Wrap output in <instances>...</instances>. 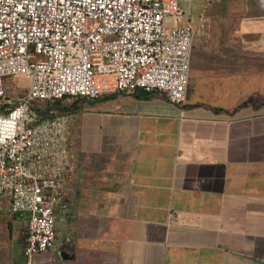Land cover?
Listing matches in <instances>:
<instances>
[{
    "label": "crops",
    "instance_id": "0c3cea01",
    "mask_svg": "<svg viewBox=\"0 0 264 264\" xmlns=\"http://www.w3.org/2000/svg\"><path fill=\"white\" fill-rule=\"evenodd\" d=\"M200 1L185 103L159 92L76 101L62 260L264 264V0ZM109 100L124 111L97 121ZM13 217L0 222V264H25L28 218Z\"/></svg>",
    "mask_w": 264,
    "mask_h": 264
},
{
    "label": "built area",
    "instance_id": "2783aa9c",
    "mask_svg": "<svg viewBox=\"0 0 264 264\" xmlns=\"http://www.w3.org/2000/svg\"><path fill=\"white\" fill-rule=\"evenodd\" d=\"M177 0H0V212L28 215L25 264H51L81 99L159 92L185 103L195 33ZM196 32V30H195ZM26 76L16 101L5 80Z\"/></svg>",
    "mask_w": 264,
    "mask_h": 264
},
{
    "label": "rangeland",
    "instance_id": "374dc122",
    "mask_svg": "<svg viewBox=\"0 0 264 264\" xmlns=\"http://www.w3.org/2000/svg\"><path fill=\"white\" fill-rule=\"evenodd\" d=\"M179 2L183 3L185 7L188 8V12H186L184 14V18L183 21H187V23H189L195 33V30L198 31V29L204 28V26L206 25V20L203 19L201 16V14H196L197 12V8H195L196 6L202 7V6H208V3H201L200 0H178ZM203 8V7H202ZM196 9V11H195ZM195 41V38L193 37V42ZM193 49V44L192 47ZM196 83H193V86H195ZM5 89L7 91V96L12 100V101H16L17 99H19V97L21 95H23L27 89L29 88V84H28V78L26 76H14V77H9L5 80ZM125 98V97H122ZM122 101H125L124 99H118V103H122ZM107 103L104 104V108L100 111V112H95V114L97 115L96 120L100 121V118H98L101 115H104L106 117H108L111 113H116L119 111H124L123 110V105L120 106L121 110H115V109H110L111 105H114V101H106ZM100 104H97L95 106H92L90 109H94L97 111L100 107ZM78 120L79 117H75L74 120H71V138H70V155L71 157L74 156L73 153V148L75 147V141L74 138L75 135H73V130H75V125L78 124ZM73 123V124H72ZM68 194V198H69ZM4 214V215H2ZM28 218V215H25ZM15 218L13 217L12 214L6 212V213H1L0 214V222H7V221H14ZM16 233V232H14ZM66 231L64 229H62L58 234L57 237L55 239V248H57L55 253L52 252H45L44 255L46 257H48L51 261V264H70L68 260H62L59 251H63L65 249H67V246L69 245V242H65L64 240L67 239V235H66ZM64 243V244H63ZM50 251V250H49Z\"/></svg>",
    "mask_w": 264,
    "mask_h": 264
},
{
    "label": "trees",
    "instance_id": "16d2710c",
    "mask_svg": "<svg viewBox=\"0 0 264 264\" xmlns=\"http://www.w3.org/2000/svg\"><path fill=\"white\" fill-rule=\"evenodd\" d=\"M135 93H145V94H151V93H156V92H151V93H147V92H144V91H135ZM133 94V93H132ZM6 95H7V92H6ZM163 95V94H161ZM22 96V95H21ZM164 96V95H163ZM247 102H244V104H246ZM76 104L77 102H74V103H71L69 104L68 106H62V107H58V111L59 112H62V113H68V114H71L73 115V113L75 112V109H76Z\"/></svg>",
    "mask_w": 264,
    "mask_h": 264
}]
</instances>
